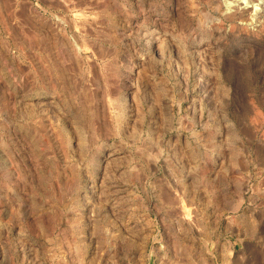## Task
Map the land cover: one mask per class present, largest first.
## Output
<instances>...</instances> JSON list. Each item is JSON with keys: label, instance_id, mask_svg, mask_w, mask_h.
Segmentation results:
<instances>
[{"label": "rangeland", "instance_id": "1", "mask_svg": "<svg viewBox=\"0 0 264 264\" xmlns=\"http://www.w3.org/2000/svg\"><path fill=\"white\" fill-rule=\"evenodd\" d=\"M0 110V264H264V0H0Z\"/></svg>", "mask_w": 264, "mask_h": 264}, {"label": "bare ground", "instance_id": "2", "mask_svg": "<svg viewBox=\"0 0 264 264\" xmlns=\"http://www.w3.org/2000/svg\"><path fill=\"white\" fill-rule=\"evenodd\" d=\"M216 7H218V6H216ZM81 18H82V16H79V15L76 14V15L74 16V20H73V22L75 21L74 23L76 24V23H77L76 21H79V19H80V21H82ZM83 18H84V17H83ZM86 21H87V20H86ZM86 21H84V22H86ZM73 22H72V23H73ZM74 23H73V24H74ZM79 23H80V22H79ZM77 26H78V24H77ZM75 35H76V39H75V40H76L77 42H78L79 40H82V39H79V36H80L79 33H76ZM77 42H75V43L78 45V44H81L83 41H81V43H80V42L77 43ZM83 43H84V42H83ZM82 45H83V44H82ZM85 45H86V44H85ZM80 46H81V45H78V47H77L76 49H78V50H83L82 47H80ZM83 47H84V46H83ZM86 47H87V46H86ZM85 49H86V48H85ZM78 50H77V51H78ZM77 53H79V52H77ZM218 63H219V62H218ZM222 63H223V62H222ZM223 64H224V63H223ZM220 65H221V64H220ZM219 70H220V69H219ZM225 73H226V72H225ZM216 74H219V75L221 76V74H223V73L220 74V72H219V73L216 72ZM219 75H217V76H219ZM223 75H224V74H223ZM222 78H224V77L222 76ZM43 94H45V93L40 94V98H42V100H44V101H45L46 99L53 98V97H51V95H43ZM114 97H115V96H112V97L110 96V97L108 98V101H107V102H108V103H107V106H108L107 110H108V113L110 114V116H112L113 114H115V113L118 111V110H117V108H118V107H117V104L115 103L117 98H114ZM114 99H115V100H114ZM225 102H226V101L224 100V104H226ZM2 112H3V111L0 110V118L2 117V119H3ZM22 115H23V114H22ZM25 116H26V114H25ZM32 116H33V115H31V116H27L26 118H24L25 121L28 122V125H29V123H33V124L37 125L36 122H37V120H39L40 118L38 119V117H37V118H34V116H33V117H32ZM35 117H36V116H35ZM4 118H5V117H4ZM5 119H7V118H5ZM5 119H4V120H5ZM1 121H2V120H1ZM1 121H0V123H1ZM2 122H4V121H2ZM39 122H40V121H38V123H39ZM40 123H41V122H40ZM1 124H2V123H1ZM1 124H0V125H1ZM25 124H26V123H25ZM193 124H194V123H193L191 120H188V119H186V120H184V121L182 122V125H183L184 128H186V129H190V128H192ZM3 125L5 126V123L2 124V126H3ZM26 125H27V124H26ZM31 125H32V124H31ZM31 125H29V126L31 127ZM32 127H33V126H32ZM34 127H35V126H34ZM40 127H41V126H40ZM4 128H5V127H4ZM35 128H36V127H35ZM36 129H37V128H36ZM3 130H4V129H3ZM8 130H9V129H8ZM33 130H34V128H33ZM38 130H39V127H38ZM4 132H5V131H4ZM40 132H41V131H40ZM1 133H2V130H1ZM1 133H0V134H1ZM6 133H8V132H6ZM34 133H35V132H34ZM42 133H43V132H42ZM2 134H3V133H2ZM2 134H1V135H2ZM39 134H41V133H39ZM31 135H32V134H31ZM88 135H89V134H86V132H85V135H82V138H81L82 142H81V141H80V142H81L82 145H83L82 148L85 149L83 152L88 151V153H89V151H90V149H91L92 141H91V137H90V135H89V136H88ZM36 136H37V135H36ZM3 137H4V136H3ZM0 138L2 139L1 136H0ZM39 138H40V137H39ZM3 139H4V138H3ZM36 139H37V138H36ZM38 140H39V139H38ZM1 141L3 142L4 140H1ZM35 141H36V140H35ZM5 142H6V141H5ZM5 142H4V143H5ZM7 142H8V144H9V141H7ZM10 142H11V141H10ZM37 142H38V141H37ZM196 142H198L197 137H195V143H196ZM4 143H2V144L0 143V147H1ZM34 143H36V142H34ZM81 143H80V144H81ZM196 144H197V143H196ZM198 145H200V143H199ZM6 146H8L7 148H9V145L6 144ZM80 146H81V145H80ZM2 147H4V145H3ZM2 147H1V148H2ZM3 149H4V152H5V148H3ZM3 149H2V150H3ZM10 149H11V148H10ZM6 150H9V149H6ZM81 150H82V149H81ZM9 151H12V150H9ZM2 152H3V151H2ZM6 152H7V151H6ZM2 154H3V153H2ZM7 154H8V153H7ZM5 155H6V154H4V156H5ZM84 155H85V154H84ZM4 156H1V151H0V160H1V161L3 160V161L6 162V159H5ZM10 157H11V156H10ZM10 157L7 158V161H8V159H10ZM13 158H14V157H13ZM11 159H12V157H11ZM13 160H15V159H12V161H13ZM3 161H2V162H3ZM12 161H11V162H12ZM17 161H18V160H17ZM20 162H21V161H20ZM20 162H19V163H20ZM6 163H7V162H6ZM9 163H10V160H9ZM0 164H1V166L4 165V164H2V163H0ZM7 165L9 166V164H7ZM5 166H6V164H5ZM10 166H11V165H10ZM12 166H13V165H12ZM20 167H21V166L19 165L18 168H20ZM2 168H3V167H2ZM5 169H6V168H5ZM132 169H133V168H132ZM9 170H10V168H9ZM19 170L21 171V168H20ZM20 171H18L19 174H21ZM133 171H134V172H133ZM133 171H132V173H133L132 175H133L134 177H135V176H136V177L139 176L137 170L133 169ZM130 172H131V171H130ZM16 174H18V173H16ZM18 177H19V176H18ZM106 182H107V181H106ZM103 183H104V184H102V187L105 186L104 188H107V190L110 192V194L108 193L110 196H111V194H112V196H114L115 199H116V198H119V199H120V198H125V195H124V193H123L124 191L122 192L121 190H119L120 188H118V187H117L118 190H115V189H114V191H110V187H114V188H115L117 185H114V186H111V185H110V186H109L108 182H107L108 185H107L105 182H103ZM103 185H104V186H103ZM117 188H116V189H117ZM102 190H105V189L102 188ZM108 191H106V192L104 191L105 194H106ZM102 192H103V191H102ZM109 195H107V196H109ZM110 196H109V198L112 197V196H111V197H110ZM112 198H113V197H112ZM113 200H114V198H113ZM117 200H118V199H117Z\"/></svg>", "mask_w": 264, "mask_h": 264}]
</instances>
